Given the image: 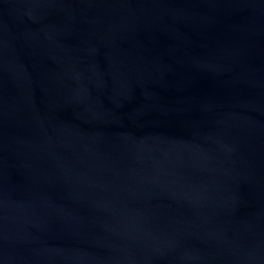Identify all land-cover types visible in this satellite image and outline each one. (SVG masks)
<instances>
[{"label":"water","instance_id":"obj_1","mask_svg":"<svg viewBox=\"0 0 264 264\" xmlns=\"http://www.w3.org/2000/svg\"><path fill=\"white\" fill-rule=\"evenodd\" d=\"M0 264H264V0H0Z\"/></svg>","mask_w":264,"mask_h":264}]
</instances>
